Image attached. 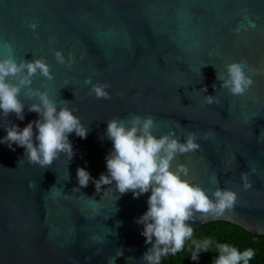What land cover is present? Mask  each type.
Masks as SVG:
<instances>
[{
  "label": "water",
  "instance_id": "1",
  "mask_svg": "<svg viewBox=\"0 0 264 264\" xmlns=\"http://www.w3.org/2000/svg\"><path fill=\"white\" fill-rule=\"evenodd\" d=\"M56 50L74 60L71 68L57 62ZM9 56L45 59L54 79L37 73L32 87L58 106L69 102L90 130L85 139L70 134L74 156L61 153L47 169L29 164L24 148L0 144V264H147L151 244L136 221L151 193L122 195L114 183L97 193L76 175L78 167L93 179L107 174V121L130 115L153 117L157 137L174 131L184 142L188 131L208 133L172 169L183 173L184 165L183 178L210 196L217 186L232 190L237 201L222 216L197 213L186 223L194 229L222 220L264 234V74L243 96L216 78L227 63L264 65V0H0V59ZM88 78L107 82L111 99L88 95ZM205 95L220 104H205ZM20 99L24 120L0 115V137L7 123L22 129L39 118L28 111L39 101L23 92ZM241 172L250 173L248 190Z\"/></svg>",
  "mask_w": 264,
  "mask_h": 264
},
{
  "label": "clouds",
  "instance_id": "2",
  "mask_svg": "<svg viewBox=\"0 0 264 264\" xmlns=\"http://www.w3.org/2000/svg\"><path fill=\"white\" fill-rule=\"evenodd\" d=\"M30 27L35 29L37 25L32 23ZM54 56L58 63L69 68L74 63L73 59L66 60L62 51L56 50ZM225 69L226 72L217 73L216 78L222 82L220 87L233 96H243L254 85L253 76L264 74V65L254 67L243 61L227 63ZM37 73L48 80L54 79L45 59L19 62L11 56L0 59V115L6 119L14 113L17 119L24 120L25 104L20 99L22 92L28 100L36 98L39 101L28 105V111L37 113L39 118L22 129L15 124H5L6 135L0 137V144H6L10 149L13 144L24 148V157L29 164L47 169L54 160L59 159L61 153L68 160L74 156L72 143L68 139L70 134L74 132L85 139L90 129L73 114L78 109L69 108V102L58 106L47 91L32 87ZM10 77L16 82H10ZM85 83L91 84L88 95H94L97 99H111L107 82L92 83L88 78ZM212 87L215 90L217 86L213 84ZM201 91L207 92V88ZM204 103L218 105L220 100L217 96L205 95ZM155 126L151 116L130 115L127 121L120 118L107 121L106 136L113 145L105 157L107 174L101 173L99 179H93L85 168L78 167L76 172L78 184L87 187L91 181L97 193L102 186L113 183L122 195L132 192L134 198H139L151 193L147 200V211L136 221L143 225L141 235L145 237V243L151 244V248L142 256L147 264H161L163 258L175 256L184 250L185 242L193 236V228L186 222L195 219V214L198 213L201 219L208 214L219 217L231 210L237 201V193L232 190L217 186L210 196L200 185L183 178L188 174L184 165H181L183 173L172 169V162L179 155L198 151L200 144L196 141L207 140L208 133L188 131L185 141L181 142L174 131L157 137L153 134ZM256 171L255 167L250 169L251 174ZM250 173L240 174L245 190L252 187ZM214 182L218 184L215 178ZM210 244L208 240L195 244L192 259L198 260L199 253L209 251ZM216 251L219 255L213 264H250L255 256L251 248L241 252L226 243L217 244ZM118 255H122V251Z\"/></svg>",
  "mask_w": 264,
  "mask_h": 264
},
{
  "label": "trees",
  "instance_id": "3",
  "mask_svg": "<svg viewBox=\"0 0 264 264\" xmlns=\"http://www.w3.org/2000/svg\"><path fill=\"white\" fill-rule=\"evenodd\" d=\"M211 241L209 251L199 253L198 260H193L195 244ZM229 244L239 251L251 248L255 256L250 264H264V234L254 235L239 225L229 221H212L193 229V236L185 242L182 252L175 256L169 255L162 259V264H213L219 255L216 251L217 244Z\"/></svg>",
  "mask_w": 264,
  "mask_h": 264
}]
</instances>
